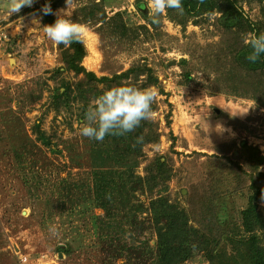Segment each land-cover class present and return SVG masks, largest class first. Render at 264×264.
<instances>
[{
	"label": "rangeland",
	"instance_id": "374dc122",
	"mask_svg": "<svg viewBox=\"0 0 264 264\" xmlns=\"http://www.w3.org/2000/svg\"><path fill=\"white\" fill-rule=\"evenodd\" d=\"M45 1L33 0L31 7L8 16L7 0H0V264H151L157 235L149 201L159 196L190 209L197 194L214 193L222 220L243 235V211L254 188L250 175H241L236 164L255 179L260 177L234 157L232 142L247 140L264 154V108L250 98L228 94L206 73L209 69L201 62L212 52L208 45L221 39L212 20L189 22L183 29L165 12L153 27L149 14L137 9V0H106L107 16L122 12L126 28L116 22H77L87 28L82 63L88 70L111 76L146 61L165 92L151 86L158 90L153 119L160 142L145 145L137 173L145 176L152 159L160 155L167 158L166 172L161 179L147 181L145 191L135 198L144 201V212L138 211L139 223L131 224L122 214L110 218L93 207L90 172L99 162L94 159L97 148L79 129L95 99L94 83L67 67V47L53 44L37 25L45 24ZM92 1L75 0L72 19L85 20L82 8ZM262 4L264 0L244 7L251 18L264 21ZM65 7L64 0L53 14ZM181 58L190 60L186 70L194 76L187 84ZM79 82L82 95L76 91ZM67 86L75 91L58 97ZM37 123L54 145L48 147L37 138ZM259 184L263 188L264 180ZM181 264L209 261L204 251L195 250Z\"/></svg>",
	"mask_w": 264,
	"mask_h": 264
},
{
	"label": "trees",
	"instance_id": "16d2710c",
	"mask_svg": "<svg viewBox=\"0 0 264 264\" xmlns=\"http://www.w3.org/2000/svg\"><path fill=\"white\" fill-rule=\"evenodd\" d=\"M105 1L93 0L91 6H83L85 20L75 18V22L93 21L101 25L116 22L126 28L122 12L117 11L113 16H107L103 4ZM63 2L64 0L44 2L50 4L52 10V14L43 13L45 24L54 23L56 16L53 13ZM250 2L263 3V0H182L183 15H177L171 9L166 11V15L183 29L189 22L202 25L204 21L212 20L211 24L218 29L221 39L208 45L212 52L206 54L201 62L204 69H209L206 73L213 74V80L221 83V89L228 94L250 98L264 108V55L256 63L249 62L246 57L251 49L243 39L246 34L264 33V21L254 20L245 10L244 4ZM146 4L145 0L136 1L137 9L144 14L148 13ZM261 7L264 10V4ZM149 24L153 27L157 25L152 20ZM140 27L148 30L145 24ZM66 49L67 67L76 75L83 74L88 82L94 83L92 86L95 98L110 88L122 85L138 88L156 86L161 94H165L158 74L146 61L135 63L111 76H98L82 63L87 53L84 43H73ZM189 64L190 60L187 58L179 60L186 84L194 80L193 72L186 70ZM79 84L76 91L82 95L85 90L83 83ZM100 84L104 86L100 87ZM70 90L75 91L67 86L65 92L59 93L58 97L69 95ZM157 107L158 103L155 101L153 110ZM35 128L37 138L43 144L48 147L54 145L39 123ZM159 142L160 134L154 119L141 122L134 131L123 136L108 135L102 142L95 140L97 152L94 159L99 162L93 164L90 172L95 192L93 207L102 208L110 218L122 214L129 223H139L137 214L138 211L144 212V201L135 198L145 191L147 181L164 177L167 158L162 155L153 158L145 176L137 173V168L145 156V145ZM232 143L234 157L243 159L244 163L258 173L260 180H264V171L260 170V166L264 164V154L259 148L248 144L247 140L240 144L235 141ZM236 165L242 171L241 175H250L251 187L254 188L241 220L244 234H236L222 220L213 192L212 195L197 194L190 209L175 204L164 196L155 197L149 201V212L157 235V253L151 264H181L195 250L204 251L209 264H264V206L261 205L264 200V187L260 186V180L249 174V170ZM191 220L199 225L194 226ZM145 253H148L147 250H144Z\"/></svg>",
	"mask_w": 264,
	"mask_h": 264
},
{
	"label": "clouds",
	"instance_id": "9594fccd",
	"mask_svg": "<svg viewBox=\"0 0 264 264\" xmlns=\"http://www.w3.org/2000/svg\"><path fill=\"white\" fill-rule=\"evenodd\" d=\"M32 4L33 0H7L8 16L18 13L23 7H31ZM65 4L66 7L56 14L54 23L44 25H40L38 21L36 23L45 37L57 46L82 44L87 30L86 25L72 19L75 0H65ZM146 7L152 22L157 24L169 9L174 10L177 15L184 14L182 0H147ZM43 12L52 14L50 4L44 5ZM243 39L251 49L246 59L256 63L264 55V33L246 34ZM157 95L158 90L154 87L138 88L130 85L117 86L104 91L89 103L79 129L80 134L90 140L102 142L108 135L123 136L134 131L141 122L154 118L153 104ZM50 231L56 234L54 229Z\"/></svg>",
	"mask_w": 264,
	"mask_h": 264
},
{
	"label": "crops",
	"instance_id": "0c3cea01",
	"mask_svg": "<svg viewBox=\"0 0 264 264\" xmlns=\"http://www.w3.org/2000/svg\"><path fill=\"white\" fill-rule=\"evenodd\" d=\"M236 108V106H235V103H234V109Z\"/></svg>",
	"mask_w": 264,
	"mask_h": 264
},
{
	"label": "water",
	"instance_id": "95a60500",
	"mask_svg": "<svg viewBox=\"0 0 264 264\" xmlns=\"http://www.w3.org/2000/svg\"><path fill=\"white\" fill-rule=\"evenodd\" d=\"M217 110V112H219L220 110L219 109H216Z\"/></svg>",
	"mask_w": 264,
	"mask_h": 264
}]
</instances>
